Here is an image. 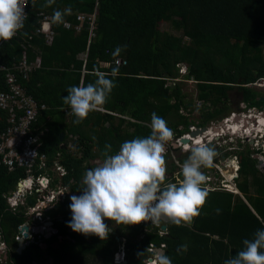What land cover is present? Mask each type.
<instances>
[{"label":"trees","instance_id":"16d2710c","mask_svg":"<svg viewBox=\"0 0 264 264\" xmlns=\"http://www.w3.org/2000/svg\"><path fill=\"white\" fill-rule=\"evenodd\" d=\"M97 2L96 36L91 41L88 22L80 32L53 24L51 43L37 32L41 13L52 16L54 10L70 7L72 14L64 20L77 22V14L95 12ZM45 4L46 0H35L33 6L30 0L29 16L19 36L1 47L0 64L15 71L22 88L47 105L37 122L49 130L44 150L50 164L57 150L62 151L68 171L64 184L74 195L81 194L87 162L103 160L106 144L112 145L115 154L124 141L150 134L152 112L178 137L189 131L193 122L181 111L193 108L194 103H187L182 84L169 85L178 79L181 64L189 66L186 79L195 82L198 100L211 106L203 111L200 128L228 117L231 108L227 103L233 93L238 104L249 108L264 103V95L250 87L264 78V0H55L50 7ZM162 22L170 23L183 36L161 31ZM122 45L127 47L114 56L116 47ZM24 51L29 62L41 58V66L32 70L29 78L14 67L22 61ZM119 58L127 64L119 67L116 87L103 111L91 112L82 123L74 124L75 116L70 119L64 111L70 108L62 100L67 89L94 82L96 77L91 73L96 70L110 73L115 65L107 68L101 63ZM5 71L0 73V90L9 92ZM62 123H66L64 147L60 141ZM182 125L185 130L180 131ZM5 126L1 122L0 130ZM235 153L241 166L236 186L242 196L225 190L208 192L191 227L167 223L163 224L167 231H162L163 225L156 227L151 221L121 224L118 235L110 227L107 239L101 240L68 227V197L45 211V216H52L58 233L42 239L36 235L21 254L13 253L14 264H117L115 258L122 248L127 264H147L157 248L166 251L172 264H224L243 249L244 239L251 240L256 230L264 229V175H260L250 150ZM217 161L218 153L213 162ZM175 169L172 164V178ZM26 175L24 168L11 171L0 167V228L7 244H17L15 236L28 220V209L41 199L35 192L28 196L27 205L16 211L10 208L5 195L17 190ZM172 178L166 177V182H177ZM181 245H187V251L178 252Z\"/></svg>","mask_w":264,"mask_h":264},{"label":"clouds","instance_id":"9594fccd","mask_svg":"<svg viewBox=\"0 0 264 264\" xmlns=\"http://www.w3.org/2000/svg\"><path fill=\"white\" fill-rule=\"evenodd\" d=\"M54 3L55 0H46L44 6ZM28 4L29 0H0V41L11 40L23 29ZM31 4L34 6L35 0ZM71 14L70 7L54 10L51 23L64 24V17ZM126 47L117 46L113 55L118 56ZM119 67H112L110 73L96 70L91 73L96 77L94 82L86 85L81 82L67 89L62 100L75 116L74 124L82 123L91 112L103 111L116 87ZM149 127L148 136L124 141L115 154L112 145L106 144L101 153L102 163L85 172L81 194L70 197L68 227L72 231L106 240L109 227L105 219L125 226L151 221L156 227L167 223L191 227L194 218L200 215L209 195L203 187L207 177L201 169L212 167L215 149L201 140L185 145L184 150L190 154L180 165L182 180L166 182L165 156L175 134L155 112L151 113ZM235 191L228 192L241 195L237 187ZM216 211L219 214L220 209ZM242 243L243 249L224 264H264V229L256 230L253 239H244ZM180 251H187V245H181ZM155 261L172 264L163 252L155 254Z\"/></svg>","mask_w":264,"mask_h":264},{"label":"built area","instance_id":"2783aa9c","mask_svg":"<svg viewBox=\"0 0 264 264\" xmlns=\"http://www.w3.org/2000/svg\"><path fill=\"white\" fill-rule=\"evenodd\" d=\"M29 4L25 8L27 17L29 16ZM98 5L99 3L97 2L96 11L91 14L84 12L78 13L77 22L65 20V23L63 24L64 27L80 32L84 28L86 22L90 23L89 41H91L92 38L96 36L95 23ZM41 16V25L37 29V32L43 33L46 37V41L51 43L55 36V30L53 29V24L51 23L52 16L45 13H41ZM21 31L22 29L13 38L18 37ZM5 42L8 41H0V53L1 47ZM112 64L115 66L119 65L121 67L127 63L124 59L119 58L113 63H105V66L110 67ZM40 66V56L29 62L26 51H24L20 64L14 65L20 73L26 72L25 77L28 78L32 70ZM3 71L6 72L5 78L11 87V91L7 92L0 90V123L5 122L6 125L0 130V167L6 166L11 171L16 170L17 168H24L27 174L26 177L19 182V184H23V186H18L17 190L10 191L5 196L10 208L16 211L21 205H27V198L29 195H32L35 192L38 193L41 198L39 203L30 207L27 214L29 217L34 215L37 218H41L46 224L48 220L43 219L46 217V204L49 202L52 207L55 202L58 203L59 201H64L69 194L68 188L70 189V187L65 186L64 184V177L68 175V171L62 162L64 155L61 150H57L52 164L49 163L50 156L47 151L44 150V138L47 136L49 130L47 128H43L37 123L41 112L47 109V105L38 101L22 88V86L18 83L19 79L17 78L15 71H11V69L7 66L0 64V73ZM262 85H264V78L259 80L257 83L251 84L250 87L254 88ZM242 104L247 106L245 103ZM251 109L253 111L256 110V108ZM64 111L69 116L73 115L71 109L68 107L64 108ZM261 115H264L263 111H260L259 116ZM238 118L239 117H237L236 114H232L225 120H231V122L237 123ZM245 119L249 120L250 118L245 117ZM260 139L262 140V138ZM260 142L263 143L262 141ZM71 144L72 142L70 143V146ZM62 145L66 146V143L64 144L62 142ZM70 146L69 151L72 150V147ZM205 189L208 192L230 190L228 186L214 190H209L208 188ZM24 224H28L29 226L31 225V223L27 221L19 226V231ZM45 224L43 227L46 226ZM6 248V243L1 241L0 251ZM152 251L154 252V249Z\"/></svg>","mask_w":264,"mask_h":264},{"label":"rangeland","instance_id":"374dc122","mask_svg":"<svg viewBox=\"0 0 264 264\" xmlns=\"http://www.w3.org/2000/svg\"><path fill=\"white\" fill-rule=\"evenodd\" d=\"M160 30L163 32H168V33L177 35L179 37L183 36V32L175 31L172 28L171 24L167 22H162L160 24ZM185 40L189 41V39L187 38H185ZM188 72H189V66L187 64L179 65L178 79L171 81L169 84L171 86H175L176 84H179V83L182 84V88H184V93L187 94V99H186L187 103L189 102L194 103L193 108H190L188 111L185 109L181 111L183 115L188 116L193 122L189 127V131L183 132L185 134L180 137H178L174 133L175 135H174L173 142L167 146V152L165 156L166 164H167L166 177L172 178L170 169H171V165L174 164L176 166V169H175V172L173 173L174 175L172 179L175 178V181L177 182L182 180V176L180 173V165H182L183 161L187 159V156L190 154L186 152L183 148L187 144H183L181 141L179 142V140L182 137H189L188 135L192 131H196L197 129H200L199 124L201 122L202 113L203 111H208V108L211 107L209 104H204L203 102L198 100V90H197V86L195 82L193 80L186 79V75L188 74ZM253 89H255V91L260 92L262 95H264V85L256 86ZM234 94L235 93H233V95ZM233 95L229 103H227V105L231 108V113L228 116H231L232 114H236V116L239 117L237 123H240L239 126H242V129H241L242 132H244V129L247 128L245 127L246 124H248L247 126L253 125L255 127H258V123H257L259 122L258 116H259L260 111H263V114H264V103L261 104L260 107L256 108V110L253 111L251 108L243 105L241 102L238 104L237 98ZM249 115L250 116L255 115V117H257L258 119H254V120L245 119V117H250ZM229 123H230L229 121L223 119L221 122H217V121L212 122L209 126L206 127L207 129L215 131L216 134L219 133L220 135L219 137L216 136L212 141L209 138L205 142L209 144L211 147H213L215 151L218 153L219 161L213 162L212 167L201 169V171L207 177V180L205 184L203 185L204 189L208 188L209 190H214V189L224 188V186H229V185L235 186L236 185V182L240 177L239 171L241 168L240 159L238 158V156H236V153H235L238 151L246 152L247 150H250V153H252V157L258 161L256 163L257 165L256 167L258 168L260 175H264V154H263L264 153V137H263V140H261L260 137L262 135H259V133L254 134L255 131H253L252 136H250L251 134H247V136L244 134L240 135V133H238L237 135H231L229 132L226 135L222 136V131H224V129H228L231 127ZM179 130L180 131L185 130V126L184 125L180 126ZM257 135H259V137H257ZM260 141H262L263 143H261ZM189 144H191V142ZM224 155H228V156L223 159L222 156ZM102 161L103 160L98 159V158L90 159L87 162V166L90 169V168L98 166L100 163H102ZM233 191H235V189ZM253 191L254 193H256L255 187L253 188ZM68 192L69 194L67 195V198L71 197L73 194V192L69 188H68ZM76 194L77 196L80 195L79 192L78 193L76 192ZM55 204L57 203L55 202L53 206ZM46 205H47L46 211L51 210L53 208V206L52 207L50 206L49 202ZM48 218L52 219V216L47 215L43 219H47L49 221L50 219ZM27 219H30L27 221L31 223L30 232L35 230V228H38L45 224L44 220H42L41 218H37L34 215L30 217L28 216ZM104 222L108 225L109 228L112 227V229L117 230L116 234L118 235V232H120V230H119L118 225L114 221L105 219ZM49 227L50 225L45 226V228L47 229ZM33 237H34L33 234L31 235L29 233V237L26 238V241H29L30 238L33 239ZM21 238H23V233L18 232L15 236V240L17 241V244L13 242V247H12L13 253L18 252L17 249L19 247V239ZM117 238H120L119 241L121 240L125 241V239L124 238L121 239L120 236H117ZM8 246L6 249L0 251V264H6L5 259L10 250V249L8 250ZM115 259H116L117 264H127L126 252L123 248L116 255ZM151 259L147 261V264H156L155 257H153L152 259L153 261H151ZM47 263L51 264L52 261H49ZM47 263H43V264H47ZM37 264H42V263L37 262Z\"/></svg>","mask_w":264,"mask_h":264},{"label":"water","instance_id":"95a60500","mask_svg":"<svg viewBox=\"0 0 264 264\" xmlns=\"http://www.w3.org/2000/svg\"><path fill=\"white\" fill-rule=\"evenodd\" d=\"M65 126H66V123H62L61 126H60V129H61L60 141H61V142H64V139H65V132H64ZM207 131H209V129H207L206 127H205V128H200V129H197L196 131H192V132L189 134V136L192 137V138H195V137H197V136H199V135H201V134H203V133H205V132H207ZM181 142H182L183 144H187V145H188V144L190 143V139H188L187 137H183V138L181 139ZM175 146H176V145H175ZM63 147H64V146H63ZM19 186L22 187L23 184H19ZM236 187H237V186L235 185V186H234V189H236ZM241 196H242V195H241ZM45 225H50V227H51V229H49L50 232H52V230H53L54 232H57V230H55V229L53 228L54 222H53L52 220L47 221ZM42 227H43V226H40V227H38V228H35V232H36V233H39V232L42 233V230H43ZM161 229H162V231H167V225H163V226L161 227ZM30 230H31V228H30V226H29L28 224H24V225L22 226V228L20 229V232L23 233V238L19 239V247H18V249H17L19 254H21L22 251H23V250L27 247V245L30 243L29 241H26V238L29 237V232H30ZM48 237H50V236L48 235ZM159 252H163L164 254H166V251H165L164 249L157 248V249L154 250V253H155V254H156V253H159ZM151 261H153V260L151 259ZM151 261H150V262H151Z\"/></svg>","mask_w":264,"mask_h":264},{"label":"flooded vegetation","instance_id":"af4514ba","mask_svg":"<svg viewBox=\"0 0 264 264\" xmlns=\"http://www.w3.org/2000/svg\"><path fill=\"white\" fill-rule=\"evenodd\" d=\"M227 118V117H226ZM225 118V119H226ZM237 122H238V120H237ZM232 123V124H231ZM238 124H240V123H238ZM236 122H230L229 123V125L231 126L230 127V134H232V135H235V133L233 132L234 130H235V127H236V125H238ZM241 127V126H240ZM227 129H224V131H222V134L223 135H226L227 133H228V131H226ZM214 135V136H213ZM219 133L218 134H216L215 133V131H212V130H209L207 133H205V134H202V135H199L198 137H196V139H191L190 138V136L189 137H187L188 139H190V142L191 143H193L195 140H199L200 138H201V141H203V142H206L207 141V139H209L210 138V140L212 141L216 136H218L219 137ZM183 138V137H182ZM181 138V139H182ZM179 142H180V140H179ZM184 148V147H183ZM74 195V194H73ZM43 228V230H42V233H36L35 232V230H33L32 232H29L31 235L33 234V239L32 238H30L29 239V242H31V241H33V240H35V236L37 235L40 239H42V236H44V237H48V235L51 237L53 234H57L58 233V230L56 229V228H54V225H53V228L55 229V230H57V232H54L53 230H52V232H50V230L49 229H51V227H49L48 229L47 228H45V227H42ZM49 238V237H48ZM1 241H3V242H5V240L3 239V237H2V231H1V235H0V243H1ZM6 243V242H5ZM6 245L8 246V250H9V253H8V255H7V257H6V259H5V262H6V264H14V257H13V251H12V247H13V244L12 243H9V244H7L6 243Z\"/></svg>","mask_w":264,"mask_h":264},{"label":"bare ground","instance_id":"6f19581e","mask_svg":"<svg viewBox=\"0 0 264 264\" xmlns=\"http://www.w3.org/2000/svg\"><path fill=\"white\" fill-rule=\"evenodd\" d=\"M251 120H254V119H258L259 118V122H257L258 123V127H255V126H247L248 124H246V126L245 127H247L246 129H244V132H242V126L240 127L239 126V124L238 125H236V127H235V130L233 131L234 133H235V135H237L238 133H240V135L241 134H244V135H246L247 136V134H251L250 136H252V134H253V131H255V133L254 134H256V133H259V135H262L260 138H262V140H263V137H264V115H261V116H258V118L257 117H255V115H252V116H250L249 117ZM229 122H231V120H229ZM255 127V128H254ZM226 131H228L229 133H230V128H228ZM247 131H248V133H247ZM232 135V134H231ZM259 135H257V137H259ZM214 136V135H213ZM222 136H223V134H222ZM221 136V137H222ZM191 139H196V138H192V137H190ZM245 138V137H244ZM253 138H255V137H253ZM199 140H201V138L199 139ZM231 190H234V186L233 185H229L228 186ZM236 192V191H235ZM238 193V192H237ZM155 250V249H154Z\"/></svg>","mask_w":264,"mask_h":264},{"label":"crops","instance_id":"0c3cea01","mask_svg":"<svg viewBox=\"0 0 264 264\" xmlns=\"http://www.w3.org/2000/svg\"><path fill=\"white\" fill-rule=\"evenodd\" d=\"M101 64H102L103 67H106V66H105V63H101ZM107 68H108V67H107ZM70 117H71V116H69L68 118H70ZM70 119H71V118H70ZM70 119H68V120H70Z\"/></svg>","mask_w":264,"mask_h":264}]
</instances>
